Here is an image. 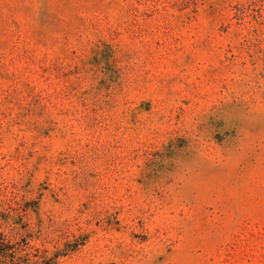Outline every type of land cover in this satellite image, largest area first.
<instances>
[{
  "label": "rangeland",
  "instance_id": "rangeland-1",
  "mask_svg": "<svg viewBox=\"0 0 264 264\" xmlns=\"http://www.w3.org/2000/svg\"><path fill=\"white\" fill-rule=\"evenodd\" d=\"M0 264H264V0H0Z\"/></svg>",
  "mask_w": 264,
  "mask_h": 264
},
{
  "label": "trees",
  "instance_id": "trees-1",
  "mask_svg": "<svg viewBox=\"0 0 264 264\" xmlns=\"http://www.w3.org/2000/svg\"><path fill=\"white\" fill-rule=\"evenodd\" d=\"M3 254V253H2Z\"/></svg>",
  "mask_w": 264,
  "mask_h": 264
}]
</instances>
